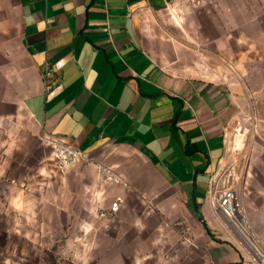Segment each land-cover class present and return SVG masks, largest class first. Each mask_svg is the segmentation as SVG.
Instances as JSON below:
<instances>
[{
	"label": "crops",
	"instance_id": "1",
	"mask_svg": "<svg viewBox=\"0 0 264 264\" xmlns=\"http://www.w3.org/2000/svg\"><path fill=\"white\" fill-rule=\"evenodd\" d=\"M183 2L0 0V107L84 153L136 150L184 212L222 232L206 193L227 162L229 103L247 94H223L216 68L188 54L172 17ZM213 249V264H254L228 239Z\"/></svg>",
	"mask_w": 264,
	"mask_h": 264
},
{
	"label": "rangeland",
	"instance_id": "2",
	"mask_svg": "<svg viewBox=\"0 0 264 264\" xmlns=\"http://www.w3.org/2000/svg\"><path fill=\"white\" fill-rule=\"evenodd\" d=\"M183 1L172 17L188 54L216 68L223 94L230 85L247 94L224 116L222 171L264 243V0ZM24 124L19 107H0V264H213L223 240L240 249L224 226L212 231L184 212L136 150L84 153ZM116 196L122 205L109 215Z\"/></svg>",
	"mask_w": 264,
	"mask_h": 264
},
{
	"label": "built area",
	"instance_id": "3",
	"mask_svg": "<svg viewBox=\"0 0 264 264\" xmlns=\"http://www.w3.org/2000/svg\"><path fill=\"white\" fill-rule=\"evenodd\" d=\"M62 64V62H57L55 69L61 68ZM52 76L53 71L47 68L44 73L46 89L51 86L48 81ZM55 142L62 144V142ZM66 145L70 147L68 144ZM225 173L226 171H220L210 181L206 193L208 206L224 228L236 237L243 255L254 264H264V243L256 238L250 230L248 218L238 191L227 185V176L231 174V171ZM122 202L121 196L114 197L108 205L107 213L115 215L120 210Z\"/></svg>",
	"mask_w": 264,
	"mask_h": 264
}]
</instances>
